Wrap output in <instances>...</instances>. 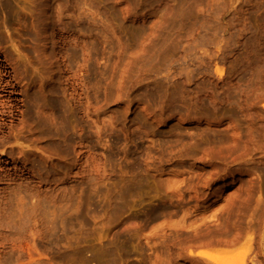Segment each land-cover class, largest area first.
<instances>
[{"label":"rangeland","instance_id":"1","mask_svg":"<svg viewBox=\"0 0 264 264\" xmlns=\"http://www.w3.org/2000/svg\"><path fill=\"white\" fill-rule=\"evenodd\" d=\"M259 17L264 0H0V264H264Z\"/></svg>","mask_w":264,"mask_h":264},{"label":"bare ground","instance_id":"2","mask_svg":"<svg viewBox=\"0 0 264 264\" xmlns=\"http://www.w3.org/2000/svg\"><path fill=\"white\" fill-rule=\"evenodd\" d=\"M186 10H187V9H186ZM182 13L184 14V11H182ZM188 13H189V11H188ZM184 17H186V15H185ZM262 18H263V17H262ZM262 18L259 17V19H260V20L262 21V23H263L264 21H263ZM180 19H181V18H180ZM182 20H183V19H181L180 21H182ZM187 20H188V19H187ZM187 20H186V21H187ZM183 21H184V20H183ZM183 21H182V23H183ZM257 21H258V18H257ZM184 23H185V21H184ZM260 23H261V22H260ZM250 25H251V24H249V26H250ZM256 25H257V24H255V26H256ZM262 26H263V25H262ZM256 27H257V26H256ZM256 27H254V29H255ZM259 28H261L260 25H259ZM251 29H252V27H251ZM261 29H262V28H261ZM261 29H260V30H261ZM244 30H245V29H244ZM248 30H249V29H248ZM260 30H259V31H260ZM250 31H251V30H250ZM256 31H257V30H254V33H256V36H257V32H256ZM240 32H241V31H240ZM242 32H243V29H242ZM251 32H253V29H252ZM259 33H260V32H258V34H259ZM260 34H262V33H260ZM239 35H240V34H239ZM253 35H254V34H253ZM261 36H263V35H261ZM261 36H258V37H260V39H261ZM251 37H252V36H251ZM257 39H258V38H257ZM247 41H248V40H247ZM259 41H260V40H259ZM263 41H264V40H263ZM261 43H262V45H264L263 42H261ZM236 44H237V42H236ZM249 44H250V43H249ZM251 44H252V45H256L255 43H251ZM252 45H251V46H252ZM252 47H253V46H252ZM254 48H255V47H254ZM258 48H259V46L257 47V49H258ZM248 49H249V48H248ZM255 49H256V48H255ZM258 50H259V49H258ZM251 51H252V49H251ZM252 52H253V51H252ZM253 53H254V52H253ZM253 53H252V54H253ZM245 56H246V55H245ZM250 56H251V55H250ZM253 56H257V55H256V54H253ZM261 57H262V56H261ZM240 58H241V57H240ZM255 58H256V57H255ZM257 58H258V57H257ZM245 59H246V58H245ZM248 59H249V58H248ZM250 59H251V58H250ZM258 59H259V60H258ZM258 59H257V60L260 61V59H262V58L259 57ZM253 60H254V59H253ZM253 60H252V61H253ZM257 60H254V61H257ZM237 62H239V60H238ZM248 62L250 63L251 61L249 60ZM252 63H255V62H252ZM244 64H245V63H244ZM247 65H248V64H247ZM253 65H254V64H253ZM249 66H250V65H249ZM249 66H247V67H249ZM251 67H252V69L254 68L252 65H251ZM249 69H251V68L249 67ZM252 71H253V70H252ZM215 72L217 73L218 76L222 77V76L224 75V73H225V70H224L223 67L216 66ZM53 102H54V104H56L55 101H53ZM53 102H52V103H53ZM263 106H264V104H263ZM51 107H52V106H51ZM57 107H58V106H57ZM56 117H57V116H56ZM56 117H55V118H56ZM58 118H59V117H58ZM51 119H52V118H51ZM53 119H54V118H53ZM53 121H54V120H53ZM58 121H59V120H58ZM49 122H50V121H49ZM56 122H57V118H56ZM56 122H54V123H56ZM52 123H53V122H51V124H52ZM58 123H59V122H58ZM52 126H53V125H52ZM55 126H56V124H55L53 127L55 128ZM54 128H53V129H54ZM55 130H56V128H55ZM50 131H51V130H50ZM52 131H53V130H52ZM52 131H51V134H53V132H54V131H53V132H52ZM56 131H57V130H56ZM56 133H57V132H56ZM58 133H59V132H58ZM259 134H260V132H259ZM261 135H262V134H261ZM52 136H53V135H52ZM55 136H56V134H55ZM57 136H58V135H57ZM124 194H125V193H124ZM124 194H123V195H124ZM123 195H122V196H123ZM2 198H3V197H2ZM120 198H121V197H120ZM122 198H123V197H122ZM3 199H4V198H3ZM26 199H27V198H26ZM111 199H112V198H111ZM112 200H114V199H112ZM41 201H43V200H41ZM110 201H111V200H110ZM116 201H117V200L115 199V201H114L115 204H116ZM28 202H29V201H28ZM36 202H37V201H36ZM38 202H39V200H38ZM38 202H37V203H38ZM114 202H112V203H114ZM73 203H74V202H73ZM117 203H118V201H117ZM25 204H26V203L22 204V205H24L25 208H26V207H28V208L31 207V208H32V204L27 203V204H26L27 206H25ZM29 204H30V205H29ZM38 204H41V203H38ZM42 204H45V203H42ZM42 204H41V205H42ZM28 205H29L30 207H29ZM33 205H34V204H33ZM35 205H36V204H35ZM46 205H47V203H46ZM36 206H39V205H36ZM36 206H33V208H35ZM42 206H43V205H42ZM67 206H68V205H67ZM72 206H73V205H72ZM79 206H81V205H79ZM68 207H70V205H69ZM21 208H23V206L20 207V209H21ZM25 208H23V209H25ZM31 208H30V211H32ZM43 208H44V207H43ZM43 208L40 206L39 209H43ZM45 208H47V207H45ZM73 208H74V209H73ZM73 208H72V209H73V210H72L73 212L71 211V207H70V211L72 212V215H73V218H75V221L79 222V218H82V216H81V212H82V211L80 210L81 208L79 207V209H75L74 206H73ZM76 208H77V207H76ZM37 209H38V208H37ZM37 209H35L36 212H31V213H32V214H33V213L35 214V213H37V211L40 213L39 209H38V210H37ZM65 209H66V211H67V208H66V207H65ZM33 210H34V209H33ZM60 210H61V209H60ZM62 210H63V208H62ZM20 211H21V210H20ZM25 211H27V213L29 212V210H26V209H25ZM43 211H44V210H41V214L43 213ZM64 211H65V210H64ZM68 211H69V210H68ZM70 211L67 212V213H71ZM21 212H22V211H21ZM21 212H20V214H18V215H21ZM61 212H63V211H61ZM22 213H24V210H23ZM25 213H26V212H25ZM25 213H24V214H25ZM49 213H50V211H49ZM53 213H55V212H53ZM16 214H17V213H16ZM41 214H38V215H39L38 217L41 218ZM50 214H51V213H50ZM11 215L13 216L14 213H12ZM70 215H71V214H70ZM82 215H83V214H82ZM15 216H16V215H15ZM15 216H14V217H15ZM32 216H33V218L36 217V216H34V215H32ZM42 216H43V214H42ZM47 216H48V215H47ZM49 216H50V215H49ZM80 216H81V217H80ZM8 217L11 218L10 216H8ZM17 217H20V216H17ZM44 217H45V215H44ZM44 217H43V218H44ZM57 217H58V216H57ZM57 217H56V218H57ZM27 218H28V216L26 217V215H25V216H24V219H27ZM33 218H31V219H33ZM53 218H54V216H53ZM56 218H54V219L56 220ZM20 219H23V217L20 218ZM29 219H30V215H29ZM38 219H39V218H38ZM45 219H46V218H45ZM59 219H60V218H59ZM45 221H47V220H45ZM49 221H50V219H49ZM64 221H65V220H64ZM73 221H74V220H73ZM55 222H56V221H55ZM80 222H83L82 219H80ZM80 222H79V223H80ZM50 223H52V222H50ZM43 224H44V223H43ZM53 224H54V223H53ZM60 224H61V223H60ZM63 224H64V223H63ZM43 226H44V225H43ZM54 227H55V225H53V227H52L53 230H55ZM65 227H66V226H65ZM47 228H48V227H47ZM56 229H57V225H56ZM45 230H46V229H45ZM58 230H59V229H58ZM48 231H49V229H48ZM55 231H56V230H55ZM55 231H53V232H55ZM43 232H44V231H43ZM49 232H50V231H49ZM45 233H48V232L45 231ZM51 233H52V231L50 232V234H51ZM43 234H44V233H43ZM50 234H49V235H50ZM45 235H46V234H45ZM47 235H48V234H47ZM76 251H77V250H76ZM78 251H79V250H78ZM78 251L75 253V254H76V257H77V255L79 256V257H77V260H78V258L80 259L81 255H82V253H80V251H79V252H78ZM73 252H75V251L73 250ZM196 253H197V255H199V256H204V257H207L208 259L214 261L213 257H212L211 254L208 253V252L197 251ZM75 254L73 255V258L75 257ZM82 256H83V255H82ZM98 256H99V255H98ZM83 257H84V256H83ZM81 258H82V257H81ZM75 259H76V258H75ZM82 260L85 261V260H87V259L83 258ZM95 261H96V260H95ZM99 261H103V260L100 259ZM99 261H96V262H99ZM87 262H88V261H87ZM87 262L85 261L84 264H86ZM87 264H89V263H87ZM97 264H98V263H97ZM99 264H100V263H99ZM102 264H103V263H102Z\"/></svg>","mask_w":264,"mask_h":264}]
</instances>
